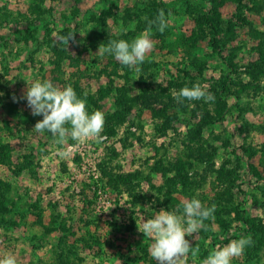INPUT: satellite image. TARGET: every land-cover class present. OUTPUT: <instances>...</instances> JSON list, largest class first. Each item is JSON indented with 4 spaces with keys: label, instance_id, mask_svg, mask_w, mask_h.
Instances as JSON below:
<instances>
[{
    "label": "rangeland",
    "instance_id": "374dc122",
    "mask_svg": "<svg viewBox=\"0 0 264 264\" xmlns=\"http://www.w3.org/2000/svg\"><path fill=\"white\" fill-rule=\"evenodd\" d=\"M153 2L0 0V191H6L11 200V213L6 214V222L0 224V259L13 256L17 264H126L125 261L128 264H158L149 255L151 241L144 237L138 226L161 209L176 211L177 207L167 209L156 200L157 196H164L160 188L165 187L167 181L164 169L157 170L156 164L186 163L188 160L195 166L188 171L191 180L202 181V175H205L202 163L188 157L187 123L176 121L165 135H156L152 113L147 108L141 109L140 99L128 112V120L120 128L119 135H108L103 131L104 139L99 143L89 137L80 141L69 138L59 145L50 132L32 130L43 117L32 115L26 99L21 98L27 82L30 84L36 80H50L60 88L71 84L77 95L82 97L96 92L100 82L104 84L108 80L105 81V75L99 80L95 75L96 69L86 71V67H91L89 58L96 54L88 48L94 47L91 40L100 38L104 26L100 23L106 21L110 32L117 36L124 30L131 35L144 33L148 27L141 29V23L149 20ZM192 2L197 5L195 0ZM236 8V4L229 2L220 10L227 19ZM164 9L166 19H169L168 30L164 31L175 35L171 36L172 45L177 33L186 36L194 28L200 31L197 23L200 13L197 11H186L182 4H166ZM250 19L260 31L258 38L249 35V27L238 30L226 49L227 59L209 58L207 70L201 74L197 72L196 84L212 94L223 89L222 82L229 72L232 79L227 83L231 92L241 91L240 98L234 95L228 98L231 107L225 121L204 131L205 148L218 149L215 167H221L223 158H227L228 168L240 172L235 184L241 187L238 190L234 188L230 195L225 196L224 202L228 205L223 206L221 213L208 219L210 223L204 221L206 230L202 229L194 237H186L200 248L197 257L187 258V264H202L212 250L239 239L234 234L251 236L252 244L241 256L233 258L231 264H264V245L260 246L257 256L248 257L258 238L264 237L261 153L253 159L263 175L259 180L248 170L246 154L238 161L235 155L231 157V148L223 141L237 135V147L243 143L254 149L261 141L256 131L264 124V8L262 13L250 15ZM205 30L207 34H199L204 37V44L212 35L209 29ZM69 31H75L78 46L72 48L71 60L55 65L51 47L56 44L58 35ZM153 42L155 47L156 41ZM81 51L87 60L78 66L77 58L82 57ZM167 54H155L158 56L143 66L144 70L138 72L137 78H145L159 87V83L166 80L165 66H170L173 61L180 63L184 60L180 59L182 56L190 57V52L181 48H176L170 56ZM233 56L234 66H231L230 57ZM201 57L208 58L204 57L203 51ZM234 68L236 70H232ZM172 71L180 74V71ZM111 78L118 79L116 74ZM124 81L120 78L117 83L122 85ZM132 86L138 88L137 84ZM127 95L122 102L135 99L137 92ZM238 105L245 108L240 116L236 111ZM125 107L123 103L118 109L126 110ZM105 109L110 112L114 105L107 101ZM127 127L131 132L125 142L122 139ZM212 179L206 174L207 183L187 189L189 194L181 184L176 185L174 197L181 201L196 197L202 202L203 195L213 193L208 183ZM163 190L165 192L167 188ZM236 204L243 210L241 214L248 217L254 226L262 228L260 232L251 230L249 226L253 225L238 219ZM115 223L118 224L117 229L113 225ZM62 229L65 230L61 232ZM227 238L230 241L226 243ZM105 244L112 246L110 255L106 253L109 248ZM139 247L147 250V257L140 256ZM98 250L102 251L101 255H98ZM115 250L116 254L112 256L111 252ZM130 258L134 260L130 261Z\"/></svg>",
    "mask_w": 264,
    "mask_h": 264
},
{
    "label": "trees",
    "instance_id": "16d2710c",
    "mask_svg": "<svg viewBox=\"0 0 264 264\" xmlns=\"http://www.w3.org/2000/svg\"><path fill=\"white\" fill-rule=\"evenodd\" d=\"M196 2V6L193 4L192 0H166V2H163L162 0H154L153 2L154 6L151 8L152 12H150L149 20L155 19L159 10L163 9L165 12L164 7H166V4H182L185 7L186 11L193 9L200 13V15L197 17V21H199L197 23L199 24L200 31L197 32L194 28L191 31L190 35L186 36H184V34L177 33L176 37H174V45L171 44V42H173L171 36L175 35H172L170 32L165 31L161 33L155 27H153V29H155V33H151V39L152 41H156V44L154 49L147 54L148 56H146V60L139 65L140 71L138 72H142L144 70L143 66L150 60L154 59V56H158L155 54L163 55V53L165 52L168 53L167 56H170L172 55V52L175 53L176 48H181L185 51L190 52V57H180L181 60H187H183L180 62L181 67L178 61H173L170 63V66H165L166 80L163 84L159 83V87L153 86L151 82H148V80H146L145 78L141 77L140 79H138L137 71L120 64L113 56L107 54L103 56L100 55V53L98 52V48L101 44L106 45L109 40L119 39H125L130 42L134 39L135 36L141 34L139 33L131 35V32H125L124 30L119 36L114 35L110 32L109 24L105 21L100 23L104 24L99 35L101 39L95 38V40L97 39L95 41L91 40L90 38L94 47L88 48V50H94L96 54L92 58H89L90 60L88 61V63H91V67H86V71H89L91 69L92 71H95L96 69V78L101 80L103 78V75H105L106 77H104V79L105 81H108L104 84H102L103 82H100L98 88L96 89V92H89L88 94H86V96L83 97L80 95L78 96L87 101V110L93 109L91 111L93 112L98 109L105 114V124L103 131L108 135H119L120 128L128 120V112L135 105L134 103H136L140 99L141 109L147 108L152 113L156 135H165L167 131L173 127V124L176 121L186 122L189 128L186 135L187 143L189 146L188 157H190L191 159L196 158L200 163H202L203 167H205V175H202V181L196 182L194 180H191L190 176L188 175V171L195 166H193L192 162L188 160H186V163H184V161L183 163L177 161V163L168 162L166 163V165L163 163H157L156 169H164L167 176V181L165 187L160 188L161 193L164 196H157L156 200L162 207H165L167 209H173L177 207V205L180 204L181 200H178L174 197V191L176 190L174 186L181 184L183 189L186 191L187 189H193V187H202L204 183H207V174L208 176L213 177V179L208 182L210 184L209 188L213 193L210 196L208 194L203 195L202 203L205 206H211L215 204L216 209L214 214H218L221 210L224 209L223 206L225 207V205H228L227 202H224L225 196L230 195V191L234 190V188H237L238 190L239 187H241V185L237 186L235 184L236 180L239 179L240 172H236V169L232 170L228 168V163L225 162L227 158H223L221 167H215V159L217 158L218 149L213 147L212 149L210 148V150H207V148H205L206 138L204 136V131H209L211 130V127L217 126V124L225 121V119L227 118V112H229V108L231 107L230 103L228 102V98L233 95L236 98H240L241 91H237L236 93L231 92V88L227 83V80L231 78V74L229 72L226 74V77L222 82L224 90L222 89L221 91L216 92V94L214 93L215 100L213 102H205L203 100H184L183 103H178L173 97L174 94L178 92L182 87H192L194 84H196L195 81L197 78V72L200 71L198 73L201 74L202 71L207 70V61L209 58L215 57L216 60L227 59L226 49L229 44L235 39L234 36L238 30L249 27V35H251L253 38H258V33H260V31L254 26V22L252 19H250V15H255L263 12L264 0H195L194 3ZM229 2L236 4L237 8L233 12L231 17L225 19L222 16L220 8ZM40 19L41 18H39V21ZM66 19H69V21L71 22L70 16H67ZM168 20L169 19H167V21ZM74 24H76V22ZM141 24H139L141 25V29H144L146 26L148 27L147 21H142ZM205 29H209L212 35L204 44L202 43L204 37L200 36L199 34H207ZM165 30H168V27ZM70 44L72 45V47H70L69 45V50L57 43L53 44V46L51 47V54L54 56V60L52 61L55 63V65L60 66V62H62L63 60L72 59V48H75L78 45L71 42ZM202 51L204 53V57H208L207 59H203V57H201ZM79 53L82 57L77 58L78 66L81 65L80 63L82 61L86 63L87 60L83 57V51ZM233 59L234 56L230 57L231 66H234ZM87 64L85 66H87ZM78 69L81 68L79 67ZM172 70H176V73L177 71H180V74H174ZM232 70H236V68ZM259 73H261V71H259ZM114 74L117 75L118 79L123 78L125 80L122 85H118V79L115 80L114 78H111ZM178 74L179 76H177ZM61 82L66 83L62 79ZM165 83L167 85H165ZM135 84L138 85V88L132 86ZM135 92H137V97L135 99L129 98L128 101L122 102L124 96H126L128 93L133 94ZM130 99H132V101H129ZM107 101H110V103L114 105V110L108 112L107 109H105V103ZM123 103L126 105V110L118 109L119 105ZM237 107L238 108L236 111L239 112L240 116V114L245 111V108L240 107L239 105ZM129 132L131 131H129L127 127L124 132L125 138L122 139L125 142L128 138ZM256 132L258 133V138L261 139L257 149H254L253 147H247L243 143H241L240 145H238L239 147H237V142H235V138L237 135H233L232 138L229 136V139L223 141L224 143H227L226 145H228V148H231V157L236 156L235 158L238 161H240L244 153L246 154L249 161L248 170L255 176V178L260 180L262 179L263 175L253 159L260 152V165L264 168V124H262L260 129L258 128ZM219 136L220 135H217L216 137ZM140 141L143 140L140 139ZM238 151L242 152L239 153ZM164 188H167L165 192L163 190ZM184 190L183 192L185 193ZM187 193L189 194L188 191ZM10 203L11 200L8 198L7 192L5 191L4 193L0 191V224H2V222H6V214L9 215L11 213ZM235 207L237 215L239 216L238 219L240 221L253 225L249 226L251 230H257L258 232L262 230L261 227L254 226L255 224L251 222L248 217L241 214L243 213V210L241 209V207H239V205L236 204ZM205 221H207L208 223L211 222L210 220ZM113 225L115 229L118 228L117 223ZM225 227L229 228L227 225H225ZM127 228L130 229L131 226H127ZM64 230L65 229H62L61 232H63ZM87 233L89 232H86V235H88ZM233 236L240 238L239 236H235V234ZM263 238L264 237L258 238V242L254 244L249 250V258L258 255L260 246L264 245ZM225 241L227 243L228 241H230V238H227ZM99 244L98 246H101ZM110 244L112 245L111 242ZM105 245H107V247L109 248L106 253L110 255L112 246L108 244ZM139 249L141 251L140 256L147 257V250L144 247H139ZM116 251L117 250L111 252L112 256H115ZM101 253L102 251L98 250V255H101ZM129 260L131 261L134 259L130 258ZM125 263L128 264V261H125Z\"/></svg>",
    "mask_w": 264,
    "mask_h": 264
},
{
    "label": "clouds",
    "instance_id": "9594fccd",
    "mask_svg": "<svg viewBox=\"0 0 264 264\" xmlns=\"http://www.w3.org/2000/svg\"><path fill=\"white\" fill-rule=\"evenodd\" d=\"M147 24L146 32L130 42L125 39L109 40L106 45L99 46L98 52L101 56H113L120 64L140 71L139 65L154 47L151 39L153 27L161 33L168 27L164 10H159L155 19L147 20ZM70 42L77 43L75 31L56 37V43L67 50ZM21 98L26 99L32 115L43 117L32 130L37 133L50 132L57 144L63 145L69 138L80 141L92 137L98 143L103 141L101 133L105 114L98 109L89 113L87 101L77 95L71 84L60 88L50 80H36L30 84L27 82ZM173 98L178 103H183L184 100H215L214 94L199 83L192 87H182ZM13 100L16 101L17 98L13 96ZM215 209V204L205 206L198 198L192 197L182 200L176 211L161 209L153 213L151 218L144 219L138 230L151 241L148 249L150 257L158 264H187L189 256L197 257L200 253L199 245L194 246L193 241L186 237H194L202 229L206 230L204 221L214 217ZM251 244V236L233 239L223 247L212 250L202 264H231V260L241 256ZM0 264H17V261L13 256H6L0 259Z\"/></svg>",
    "mask_w": 264,
    "mask_h": 264
}]
</instances>
